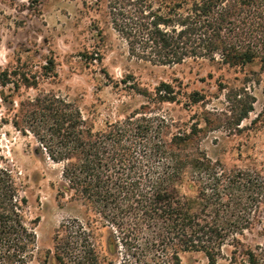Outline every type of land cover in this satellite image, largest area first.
<instances>
[{"label": "trees", "instance_id": "16d2710c", "mask_svg": "<svg viewBox=\"0 0 264 264\" xmlns=\"http://www.w3.org/2000/svg\"><path fill=\"white\" fill-rule=\"evenodd\" d=\"M25 2L32 10L40 4ZM80 3L87 12L104 14L136 60L167 67L204 60L219 68L256 70H247L252 78L239 85L217 84L226 103L215 112L219 121L176 125L154 112L158 104L182 99L187 106L207 103L203 94L186 92L174 81L152 90L133 86L144 101L100 128L74 102L38 90L40 79L56 76L52 58L40 72L2 70L0 100L8 103L10 115L0 124L31 135L46 158L62 166L57 198L67 196L83 210L81 218L64 221L54 231L52 248L38 255L39 217L30 210L26 177L0 149V264H104L118 250L131 264H180L184 253L202 254L206 264L225 255L234 264H264V171L227 168L200 149L207 132L225 120H231L230 131H238L253 110L255 98L246 85L259 83L261 76L264 82V0ZM29 89L38 92L15 101L14 92ZM101 233L107 234V254Z\"/></svg>", "mask_w": 264, "mask_h": 264}, {"label": "rangeland", "instance_id": "374dc122", "mask_svg": "<svg viewBox=\"0 0 264 264\" xmlns=\"http://www.w3.org/2000/svg\"><path fill=\"white\" fill-rule=\"evenodd\" d=\"M26 5L25 0L14 5L0 0V72L23 67L40 72L45 61L52 58L56 76L40 79L38 90L74 102L96 128L139 107L144 99L133 92V86L152 90L159 82L174 81L186 92L203 94L207 103L187 106L182 99L179 103L158 104L154 112L176 125L189 126L205 119L219 121L222 117L215 116V112L224 110L226 103L224 91L219 94L217 84L239 85L245 78H252L247 70H256L219 68L204 60H186L172 67L153 66L129 56L125 41L108 24L104 14L85 11L80 0H40L36 10ZM97 33L102 37L100 41ZM84 53L88 58L81 56ZM260 78L259 83L246 85L255 103L239 130L230 131L231 120H225L200 142V149L209 159L218 160L227 168L253 167L264 171V82L263 76ZM38 90H19L13 93V98L16 101L34 96ZM3 91L6 96L11 90L7 87ZM8 107L7 102L0 100V118L10 115ZM0 149L26 177L30 210L39 217L35 228L36 253L41 255L52 248L54 231L70 218H81L83 208L67 196L57 198L62 166L48 160L31 135L22 136L9 123H2ZM106 237L107 234H100L104 254H107ZM118 251L104 264H131ZM180 264H206V260L199 253H184ZM216 264L234 263L225 255Z\"/></svg>", "mask_w": 264, "mask_h": 264}]
</instances>
